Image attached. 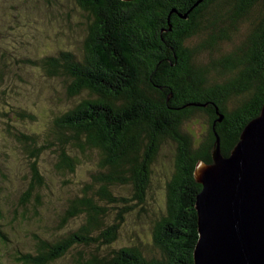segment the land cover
Returning <instances> with one entry per match:
<instances>
[{"label":"trees","instance_id":"obj_1","mask_svg":"<svg viewBox=\"0 0 264 264\" xmlns=\"http://www.w3.org/2000/svg\"><path fill=\"white\" fill-rule=\"evenodd\" d=\"M198 1L75 0L87 13L82 56L60 50L31 60L46 76L65 77L68 97L84 96L51 115L43 134L16 130V122L33 124L39 117L24 107L11 108L14 120H7L2 132L21 144L31 171L20 216L28 212L30 198L38 213L44 192H52L38 167L44 151L54 152L56 167L72 175L80 163L74 152L94 150L99 159L91 180L60 215L57 232L36 236L32 251L15 250L10 255L17 263L53 264L74 250L76 264H193L195 200L201 189L194 167L212 161L216 137L228 155L264 103V0ZM239 20L251 25L243 40L231 53L220 52L203 63L202 53L214 54L222 43L239 38ZM212 73L227 78L218 82ZM200 112L207 126L197 140L186 122ZM167 139L176 144L175 171L166 183V211L153 221L154 250L131 244L85 255L84 248L114 242L126 213L143 203L151 165ZM123 186L131 187V197L114 194ZM108 207L115 208L110 223ZM12 212L5 221L0 203L2 246L16 240L6 230L18 218V209ZM79 215L84 217L80 224L66 227ZM4 256L0 251V264Z\"/></svg>","mask_w":264,"mask_h":264},{"label":"rangeland","instance_id":"obj_2","mask_svg":"<svg viewBox=\"0 0 264 264\" xmlns=\"http://www.w3.org/2000/svg\"><path fill=\"white\" fill-rule=\"evenodd\" d=\"M86 21L87 13L78 7L75 0H0V67L3 65L1 70L7 78L5 84L0 83V90H4V93L0 91V203L5 221L13 210L18 209L19 214L16 221L6 227L9 236L14 235L16 240H12L8 246L0 243V251L5 253L2 264H22L17 263L10 254L15 250L32 251L36 236L56 233L59 217L69 200L81 194L84 184L91 180L92 172L97 169L99 156L94 150L88 155L74 152L80 159L74 175L59 170L55 153L50 149L44 151L38 159V167L52 192H44L42 203L36 207L38 213L34 210V199L30 198L26 205L28 212L24 217L20 216L23 211L21 196L30 180L29 159L17 139L2 132L7 120L13 122L14 115L10 110L15 106L32 110L39 117L33 124L25 120L16 122V130L30 132V129H34L43 134L51 115L71 107L84 96L68 97L65 86L68 80L65 81L63 76H46L31 60L55 55L60 50L71 51L80 58L84 51ZM237 25L240 28L239 38H235L234 43H222L221 50L214 54L202 53L203 63L208 62L211 56L220 55V52L231 53L233 45L243 40L251 25L244 20H239ZM212 76L218 82L227 78L225 73H212ZM186 123V128L195 139H201L207 126L206 115L200 112ZM175 155L176 144L170 139L163 141L151 165L143 203L136 204L133 211L126 213L114 242L108 247L84 248L85 255L92 252L101 255L113 248L131 244H140L145 251L154 250L150 245L153 221L166 211V183L175 171ZM113 191L125 197H131L132 192L130 186L115 187ZM134 202L131 200V203ZM114 211L115 208H107L109 223ZM83 218L79 215L70 219L66 227L77 226ZM0 228L4 229L2 226ZM74 253V250L70 251L53 264H76Z\"/></svg>","mask_w":264,"mask_h":264},{"label":"water","instance_id":"obj_3","mask_svg":"<svg viewBox=\"0 0 264 264\" xmlns=\"http://www.w3.org/2000/svg\"><path fill=\"white\" fill-rule=\"evenodd\" d=\"M211 155L193 170L201 185L193 264H264V103L228 155L218 137Z\"/></svg>","mask_w":264,"mask_h":264}]
</instances>
